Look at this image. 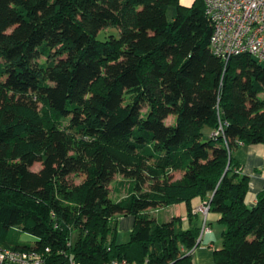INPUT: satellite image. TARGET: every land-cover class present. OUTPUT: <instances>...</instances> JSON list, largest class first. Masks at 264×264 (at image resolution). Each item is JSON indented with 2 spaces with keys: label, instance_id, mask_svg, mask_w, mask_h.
I'll use <instances>...</instances> for the list:
<instances>
[{
  "label": "trees",
  "instance_id": "trees-1",
  "mask_svg": "<svg viewBox=\"0 0 264 264\" xmlns=\"http://www.w3.org/2000/svg\"><path fill=\"white\" fill-rule=\"evenodd\" d=\"M210 33L203 0H0V246L46 264H192L201 228L150 212L200 198L223 225L214 264H264V187L249 207L232 157L264 145V62L225 63Z\"/></svg>",
  "mask_w": 264,
  "mask_h": 264
},
{
  "label": "built area",
  "instance_id": "built-area-1",
  "mask_svg": "<svg viewBox=\"0 0 264 264\" xmlns=\"http://www.w3.org/2000/svg\"><path fill=\"white\" fill-rule=\"evenodd\" d=\"M205 15L211 23L209 48L225 63L229 58L246 53L258 62H264V0H203ZM219 129L211 137L223 135ZM243 145L238 143V146ZM204 215L209 203L203 202L197 209ZM202 226L200 236L207 231ZM45 252H49L46 248ZM0 264H46L43 253L35 250H14L0 246ZM69 264H74L69 261ZM111 264H126L113 261Z\"/></svg>",
  "mask_w": 264,
  "mask_h": 264
},
{
  "label": "crops",
  "instance_id": "crops-1",
  "mask_svg": "<svg viewBox=\"0 0 264 264\" xmlns=\"http://www.w3.org/2000/svg\"><path fill=\"white\" fill-rule=\"evenodd\" d=\"M232 157L239 163L240 173L248 177L245 201L251 207L255 203L256 195L264 187V145H240L233 150ZM172 176L173 179H178L180 173L172 172ZM205 201L194 198L189 206L179 203L161 209L166 212V221L179 216L183 228L191 226L202 228L203 225L207 227L208 230L200 236L199 245L191 252L192 264H214V251L221 247L223 225L219 222V215L212 210H208L205 215L196 210ZM188 209H190V212H188ZM117 228L121 234L131 232L133 217L130 215L121 216L118 219Z\"/></svg>",
  "mask_w": 264,
  "mask_h": 264
},
{
  "label": "rangeland",
  "instance_id": "rangeland-1",
  "mask_svg": "<svg viewBox=\"0 0 264 264\" xmlns=\"http://www.w3.org/2000/svg\"><path fill=\"white\" fill-rule=\"evenodd\" d=\"M180 2H181L182 5L187 6V5H190L191 4L192 0H180ZM175 12H176V9H175V5L174 4H170L166 8V18H167L168 21H172L173 20L174 15H175ZM108 30L109 29H106L105 31H108ZM105 31H103V32L101 31L98 34L97 38L98 39H102L103 38V34L105 33ZM170 122H172V117H169L166 120V123H170ZM208 138H209V130H208L207 127H204L203 130H202V139L203 140H208ZM39 167H40V164L39 163H35L31 167V169L33 171H36V170L39 169ZM70 179H71L70 182L72 184H77V183L80 182L81 177L70 176ZM126 190H127V187H126ZM126 190L125 191L123 190V194L126 193ZM161 209H158L157 211H155L153 209V211L151 212V215L155 219H157L159 222H166V220H167L166 217H165L166 216V214H165L166 212H165V210H161ZM129 238H130V231L129 232H126L124 234H121L119 232L118 228H117V232H116V243L117 244H124V243L128 242ZM21 240L23 242H26V243H32L34 241V238L31 237V236H29V235L24 234L22 236Z\"/></svg>",
  "mask_w": 264,
  "mask_h": 264
}]
</instances>
